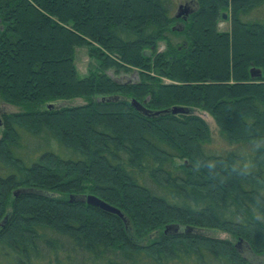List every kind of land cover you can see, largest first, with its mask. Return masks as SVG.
<instances>
[{"label": "trees", "instance_id": "1", "mask_svg": "<svg viewBox=\"0 0 264 264\" xmlns=\"http://www.w3.org/2000/svg\"><path fill=\"white\" fill-rule=\"evenodd\" d=\"M172 4L0 0V103L18 108L0 126V264H251L241 242L264 255V21L243 19L264 0H196L180 18ZM224 12L229 30L218 27ZM76 47L99 64L85 76ZM131 99L183 110L146 116ZM196 109L230 149H205L211 132ZM245 149L255 170L240 176ZM213 161L223 183L196 170ZM20 187L46 194L15 196ZM170 224L179 230L165 232Z\"/></svg>", "mask_w": 264, "mask_h": 264}, {"label": "rangeland", "instance_id": "2", "mask_svg": "<svg viewBox=\"0 0 264 264\" xmlns=\"http://www.w3.org/2000/svg\"><path fill=\"white\" fill-rule=\"evenodd\" d=\"M181 5H187L189 8L193 9L196 5V0H173L171 14L175 15L178 13V8ZM226 13V12H224ZM226 13V17L220 19L218 23V27L220 30H229L230 29V19ZM244 20H259L264 21V4L260 7L253 9L248 15L243 17ZM174 27H177L178 30L182 27V22L180 20L175 21ZM177 30V31H178ZM169 40L174 45H182L184 41V37L177 33H168ZM166 47L165 41L158 42V50H164ZM75 63L80 76L87 75L91 70L96 69L99 64L98 62L90 57L87 53V49L85 47H76L75 49ZM106 73L111 76L112 78L116 79L117 81H134L137 79V73L135 71L131 72H115L114 69L106 70ZM262 75V74H261ZM257 78V77H254ZM166 81V80H165ZM60 106H70L74 104H81L84 101L82 99L77 100H64L58 101ZM18 108L15 106H11L6 103H0V122L2 121L3 113H11L16 111ZM194 112L200 115L209 125L210 132H211V139L208 143L205 144V149L210 153H222L227 149H230L233 145L229 144L227 140L222 136L219 131L218 126L216 125L214 119L206 112L202 110H194ZM51 147L53 150H57L58 144L51 140ZM205 234L215 237H224L227 238L229 235L226 232L219 231V230H205ZM238 240H234V243L237 244ZM239 249L242 255L245 257V253H252L254 254L250 248L243 242L239 244ZM257 257L261 258V264H264V255H256ZM249 260V259H248Z\"/></svg>", "mask_w": 264, "mask_h": 264}, {"label": "water", "instance_id": "3", "mask_svg": "<svg viewBox=\"0 0 264 264\" xmlns=\"http://www.w3.org/2000/svg\"><path fill=\"white\" fill-rule=\"evenodd\" d=\"M191 11L192 10H190L189 6H187V5H181V6H179L178 13H176L175 16L177 18L178 17H181V16H185V15H188ZM225 17H226V13H223V18H225ZM145 54L146 55H149L150 54V50H146L145 51ZM261 74L262 73H261L260 68L254 67V66L250 68V76L252 78H254V77H260ZM131 105L137 111H139L141 114L146 115V116H153V115L161 114V113H164V112L177 113V112H181L183 110L182 107L173 106L170 109H163V110L153 111V110H150V109L146 108L143 103H140L139 101H137L135 99H131ZM47 107L49 109H51V108H58V107H60V105H59V102H49V103H47ZM0 124H1V122H0ZM21 193L46 194L45 191L38 190V189H35V188H31V187H29V188L20 187V188H17L15 190H13V194L15 196H18ZM83 200H85L87 203H89L91 205H94V206L99 207L100 209H102L104 211H107V212H110V213H115V214L119 215L124 221H126V218L123 215V213L120 211V209H118L117 207H115V206L107 203L106 201L100 199L99 197H97L95 195L88 194V195H86V196L83 197ZM179 228L180 227L177 224H170V225H167L165 227V232H168V231H174V232H176V231L179 230Z\"/></svg>", "mask_w": 264, "mask_h": 264}, {"label": "clouds", "instance_id": "4", "mask_svg": "<svg viewBox=\"0 0 264 264\" xmlns=\"http://www.w3.org/2000/svg\"><path fill=\"white\" fill-rule=\"evenodd\" d=\"M240 154L244 156V159L241 161H237V164L242 166V171L237 173V175L245 176L252 174V172L255 170V165L250 159H248L247 149L242 151ZM200 168L207 169V175L210 179L216 180L219 183L224 182V178L221 177L220 173L218 171H214L216 169V163L214 161L202 165L198 164L196 170H199ZM232 172H236L235 166H232ZM244 255L246 259H249L251 261V264H261L260 257H257L252 253H245Z\"/></svg>", "mask_w": 264, "mask_h": 264}, {"label": "flooded vegetation", "instance_id": "5", "mask_svg": "<svg viewBox=\"0 0 264 264\" xmlns=\"http://www.w3.org/2000/svg\"><path fill=\"white\" fill-rule=\"evenodd\" d=\"M180 18V17H179ZM0 126H2V121H1V124H0Z\"/></svg>", "mask_w": 264, "mask_h": 264}]
</instances>
